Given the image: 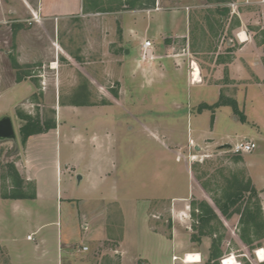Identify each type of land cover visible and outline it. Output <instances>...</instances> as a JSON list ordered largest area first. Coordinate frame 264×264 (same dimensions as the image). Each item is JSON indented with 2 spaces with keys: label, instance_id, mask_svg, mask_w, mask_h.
Masks as SVG:
<instances>
[{
  "label": "crops",
  "instance_id": "obj_1",
  "mask_svg": "<svg viewBox=\"0 0 264 264\" xmlns=\"http://www.w3.org/2000/svg\"><path fill=\"white\" fill-rule=\"evenodd\" d=\"M11 1H14V7L0 3V21L6 19L11 10L20 13L22 17L35 16L38 21L32 28L38 37H42L36 38L34 43L25 41L21 45V63L38 62L35 67L39 74L25 75L26 79L17 84L24 85L20 97L53 111L54 126L44 133L29 136L15 164L23 183L32 185V194H25V197L19 200H0V204H9L8 208L18 215L17 223L20 222L23 228H26L22 244L17 239L19 236L11 238L6 235L5 231L9 226L5 223L7 220L2 221L0 217V252L6 262L172 264L173 256L182 259L187 254H196L200 257L199 264H202L211 244L202 238L198 242L199 237L196 240L191 239L188 227H185L188 229L185 231V228L176 226L174 217L179 213L186 214L187 210L184 207L176 209L175 203L171 205L172 200H180L185 206L192 194H198L193 184L192 187L188 186L184 196L173 197L169 202L157 197L156 202L150 204L152 209L140 218L142 213L135 211V208L125 210L121 207L120 197H117V191L114 189V181L110 179L115 164L112 152L116 143L112 137H108L106 127L109 124L121 123L117 111L126 113L125 106L135 107L128 105L135 102V95L125 94L126 89L131 87L135 91L136 78L150 80L153 87L160 81L170 82L169 69L173 71V76L184 78L186 85H193L189 83L190 72L188 76L186 67L178 63V57L182 55L173 56L176 64L173 60H169V66L161 62V68L154 66V61L146 65L135 57V31L141 22L139 18L135 20L134 0H131L133 4L129 3L130 5L115 0V5H110L111 7L108 4L101 6L100 3L91 7L85 0ZM154 6L158 8L160 0H156ZM151 7L153 8V5ZM86 16H90V19H84ZM260 19L264 26V6L261 8ZM154 23L155 26L151 25L152 22L149 26H161L160 23ZM78 26L82 28L79 29ZM114 44L115 48L111 46ZM247 48H250L249 42L234 53L232 62L220 64L211 81L210 78H205L203 71L198 67L200 82L194 85L213 87L218 99L220 87L236 84L250 87L257 85L252 83V75L259 77L258 82H262V66L254 70L250 66L251 59L244 60V67L235 62L237 55ZM165 50L164 54H168L171 48ZM52 63H56L54 68H51ZM242 67L244 74L238 72ZM111 85H115L119 90L110 91ZM62 95H75L78 99L61 103ZM161 96L156 94L147 98L151 104H158L156 107L159 111L153 114L148 111L147 123L144 125L139 119L138 124L157 139L155 143L160 147L162 154H173L175 163L183 164V170L192 183L194 179L190 164L186 160L176 159L177 153L181 156L188 154L189 147H192L196 154H199L203 150L222 148L225 144L241 140L254 142V151H257L260 148L258 142L264 143V128H261V135L249 126L244 134L235 135L233 140L230 136L215 139L216 114L209 128L204 130L188 126L187 143H175L177 141L172 136L176 128L172 126L170 118L162 115L165 107L162 105ZM190 98L187 96L184 101L174 99L170 104L176 110L183 106L188 110ZM217 99L211 102L199 100L197 103L210 104ZM234 101L239 103L236 98ZM186 115L189 117L187 112ZM241 124L247 125L248 122ZM171 147L180 149L172 150ZM182 149L185 153H181ZM259 165L246 164L245 168L249 172L256 170L258 173L261 170ZM252 182L254 184L255 180ZM80 183L87 185L86 194H76ZM256 183L254 187L259 192L260 209L264 214L263 174L256 179ZM50 200L56 201L55 220H46L40 216L42 214L38 206H43ZM109 205L116 207L109 209ZM180 221L186 224V220ZM173 222L174 225H171ZM49 227L52 228L50 233L46 232ZM28 237L31 239L28 240ZM236 238L238 241L233 238V248L241 247V253L235 255L234 249L230 248L231 243H228V254L223 259H233H229V264H264L258 256L256 259L250 253L251 247L264 243V234L249 240ZM221 251V254H225L223 247Z\"/></svg>",
  "mask_w": 264,
  "mask_h": 264
},
{
  "label": "rangeland",
  "instance_id": "obj_2",
  "mask_svg": "<svg viewBox=\"0 0 264 264\" xmlns=\"http://www.w3.org/2000/svg\"><path fill=\"white\" fill-rule=\"evenodd\" d=\"M119 1L126 5L132 3L131 0ZM134 1L135 20L139 18L141 22L135 31V57L140 60V44L144 40L152 43L150 50L152 59L142 61L144 64L148 65L154 61L156 63L154 66L158 65L159 68L162 66L161 62L169 66V60H173L174 63L173 56L181 54L182 57H178V63L186 67L188 76L189 66L194 61L203 71L205 78H210L211 81L219 70L218 66L232 62L234 53L238 52L243 44L249 42L250 48L241 51L235 58V62L243 66L245 59H251L250 66L254 70L260 66L264 70V26L260 19L264 2L258 3V0H249L248 3L245 0H160L158 11V8L154 6L156 0ZM85 2L91 7L99 3L101 6L115 5V0H85ZM0 3L15 6L14 1L11 0H0ZM17 13L11 10L7 13L6 19L0 21V121L8 119L13 132L9 138H0V200L7 201H13V199H4V196L32 194V185L23 183L15 165L25 144L19 134V129L25 122L19 117L29 116L39 120L42 126H54L53 111L20 97L24 85L17 84L26 79L25 75L39 74L35 67L38 62L21 63V45L25 41L34 43L36 38L42 37H38L34 33L35 29L32 28L38 21L35 16L22 17L20 13ZM84 19L89 20L90 16ZM151 22L152 26H155L154 22L160 23L161 26L153 28L149 26ZM78 28L82 27L78 26ZM241 33L244 38H247L244 43H240L237 39L240 38ZM169 47L171 51L164 54V50ZM243 67L238 71L241 74L245 73ZM169 70L170 82L160 81L153 87L150 80L135 77V91L131 87L126 89L125 94L135 95V102L128 104L135 107L125 106L126 113L117 111L121 125L109 124L106 127L108 137H112L116 143L112 152L113 159L110 157L115 163L110 179L114 181V189L117 191V197H120L121 207L125 210L135 208V211L142 213V216L139 215L140 218L152 209L150 204L153 205L156 199L162 198L169 202L173 197L184 196L188 186L194 185L198 194H192L193 196L187 199L185 206L180 200L171 201L172 206L175 203L176 209L184 207L187 210L186 214L179 213L174 217L175 224L183 229L188 227L191 239L196 240L199 237L198 242L202 238L209 244H214L217 255L210 264H220V260L228 254L226 244L231 243L230 248H233V238L249 240L264 234V214L260 209L259 192L254 187V184H257L256 179L261 174L264 175V143L259 141V150L249 155H234L221 147L203 150L199 154H196L192 147H189L188 154L182 149L180 152L185 154L181 156L177 153L176 159L189 162L194 179L192 183L183 170V164L175 163L173 154H168L169 156L162 154L160 147L155 143L157 139L143 129L138 121L140 119L145 125L148 111L151 114L159 111L156 107L158 104H151L147 100L149 96L159 94L162 95V105L165 107L162 115L170 118L173 122L172 126L176 128L172 136L177 141L175 143L180 141L187 143L186 128L188 126L204 130L209 128L215 114V139L230 136L233 140L235 135L244 134L249 127L261 134L263 130L261 128H264V75H262V82H258L259 77L255 78L252 75V83L257 85L254 84L251 87L238 84L220 87V96L239 100L238 110L248 122L247 125H243L229 106L199 111L198 107L202 103H197L199 100L211 102L217 99L215 89L204 85H186L184 78H179V75L173 76V71ZM109 88L110 91L119 90L115 85ZM187 96L191 97L188 100V110L185 106L176 110L170 104L174 99L184 101ZM60 99L63 103V101H74L78 98L75 95L68 97L62 95ZM217 101L207 104L211 106ZM171 149L180 148L171 147ZM253 163L260 164V172L257 173L256 170L249 172L245 168L246 164L253 166ZM252 180H255L254 184ZM86 189L87 185L80 183L76 194H86ZM161 192L165 194H158ZM151 198L155 200L152 201ZM233 200L235 202L231 204ZM8 207L9 204H0V217L2 221L7 220L5 223L9 226L5 231L6 235L11 238L19 236L17 239L24 244L26 228H23L20 222L17 223L18 215ZM113 207L116 206H108L109 209ZM38 208L41 211V217L46 220L56 219L55 200L46 201V204ZM182 219L186 220V224L180 221ZM171 225H174V222ZM51 229L49 227L46 232L50 233ZM188 229L185 228V231ZM211 245L205 253L206 257L202 264H207L209 261ZM222 247L225 249V254H221ZM259 247L261 248L262 244L251 247L250 253L253 254ZM233 249L235 255L241 253V247L237 246ZM0 264H8L2 252H0Z\"/></svg>",
  "mask_w": 264,
  "mask_h": 264
},
{
  "label": "trees",
  "instance_id": "obj_3",
  "mask_svg": "<svg viewBox=\"0 0 264 264\" xmlns=\"http://www.w3.org/2000/svg\"><path fill=\"white\" fill-rule=\"evenodd\" d=\"M220 106H229L232 109V112L234 115L238 116L241 123H245L246 119L244 115L238 110L237 103L232 99H226L222 96L219 97V100L214 103L213 105L209 106L207 104H200L198 109L199 111L206 109V110H213L215 108H218ZM21 120H23L25 123L20 127L19 134L21 136V140L24 143L26 139L29 136L37 135L46 132L51 128V126H42L39 120L32 119L29 116H20ZM25 196L23 194H17L16 196H4V199H13V200H19L23 199ZM235 200L231 201V204L234 203ZM224 212V211H223ZM215 245H211L210 252H209V261L207 264H210V262L214 261L216 259V252L214 250ZM260 248V247H259ZM258 249V248H257Z\"/></svg>",
  "mask_w": 264,
  "mask_h": 264
},
{
  "label": "built area",
  "instance_id": "obj_4",
  "mask_svg": "<svg viewBox=\"0 0 264 264\" xmlns=\"http://www.w3.org/2000/svg\"><path fill=\"white\" fill-rule=\"evenodd\" d=\"M248 1L249 0H245L246 3H248ZM263 2H264V0H258V3H263ZM237 39L240 43H244V42H241V38H237ZM246 41H247V38H246ZM151 49H152V43L149 40H144L140 44V60L141 61H145L147 59H149V60L152 59V55L150 52ZM192 63L193 62H191V65L189 66L190 67V83L196 84V83H198V80L200 81V79L199 78H198V80L194 79V77H193L194 67H193ZM222 148L227 150L228 152L234 154V155H243V154L252 153L256 149V144L250 140H241V141L233 143V144H225L222 146ZM27 239L30 240L31 238L28 237ZM262 245L264 246V243ZM253 255L257 259L256 252H253ZM184 258H185V256L182 259H179L178 257L173 256L172 257V264H185ZM223 258L220 260V264H223V261H224ZM245 258L248 259L247 257H245ZM238 263L241 264L240 262H238Z\"/></svg>",
  "mask_w": 264,
  "mask_h": 264
},
{
  "label": "bare ground",
  "instance_id": "obj_5",
  "mask_svg": "<svg viewBox=\"0 0 264 264\" xmlns=\"http://www.w3.org/2000/svg\"><path fill=\"white\" fill-rule=\"evenodd\" d=\"M239 37L241 38V42H245L246 41V38H244L243 33H241L239 35ZM55 64L56 63H52L51 64V68H54V66H56ZM192 65L194 67L193 77H194L195 80H198V78H199L198 66L194 62L192 63ZM198 82H200V81L198 80ZM254 252H256V256H258V259L260 261L261 260L264 261V246L263 245H262L261 248H258ZM184 259H185V261H184L185 264H199L200 263V257L198 255H196V254H187V255H185ZM229 259H231V258L224 259L223 264H229ZM231 260H233V259H231ZM234 264H236V262Z\"/></svg>",
  "mask_w": 264,
  "mask_h": 264
},
{
  "label": "water",
  "instance_id": "obj_6",
  "mask_svg": "<svg viewBox=\"0 0 264 264\" xmlns=\"http://www.w3.org/2000/svg\"><path fill=\"white\" fill-rule=\"evenodd\" d=\"M13 135L11 124L8 119L0 121V138L6 139Z\"/></svg>",
  "mask_w": 264,
  "mask_h": 264
}]
</instances>
